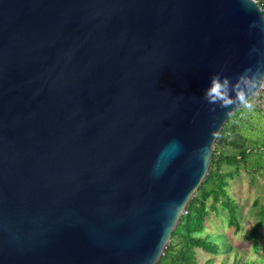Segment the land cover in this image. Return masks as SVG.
I'll use <instances>...</instances> for the list:
<instances>
[{
	"label": "water",
	"instance_id": "water-1",
	"mask_svg": "<svg viewBox=\"0 0 264 264\" xmlns=\"http://www.w3.org/2000/svg\"><path fill=\"white\" fill-rule=\"evenodd\" d=\"M257 67L255 0H0V264H154Z\"/></svg>",
	"mask_w": 264,
	"mask_h": 264
},
{
	"label": "trees",
	"instance_id": "trees-1",
	"mask_svg": "<svg viewBox=\"0 0 264 264\" xmlns=\"http://www.w3.org/2000/svg\"><path fill=\"white\" fill-rule=\"evenodd\" d=\"M255 1L261 9H264V0ZM255 109L264 114V110L258 105ZM243 110L241 107L235 110L222 125L217 135L218 141L214 143L211 151L207 173L187 202L160 257L154 264H198L196 259L198 250L215 254L217 247L214 242L209 240L208 236L201 235V231L204 220L211 211L216 210V204L226 209L227 224L237 228L236 206L231 203L225 190L226 177H232L239 167H245L251 155L259 157L260 153H264V142L250 141L237 124L236 117H239ZM224 167L231 168L224 172L222 171ZM256 167L261 168L262 166L257 165ZM257 168L254 167L255 170ZM252 204L257 207V220L249 227L246 240H250L255 248L260 249L264 244V240H261L264 234L260 232L264 228V198L261 203H258V199H254ZM240 260L242 259H234L231 264H254L253 260ZM209 261L206 259L199 264H207Z\"/></svg>",
	"mask_w": 264,
	"mask_h": 264
},
{
	"label": "rangeland",
	"instance_id": "rangeland-1",
	"mask_svg": "<svg viewBox=\"0 0 264 264\" xmlns=\"http://www.w3.org/2000/svg\"><path fill=\"white\" fill-rule=\"evenodd\" d=\"M262 110V109H261ZM237 124L242 128V133L250 140L264 142V114L259 110L248 111L244 109ZM245 167H239L232 177H226V193L231 203L236 206L235 220L237 228L227 224V213L219 204L216 210L211 211L203 222L201 235L208 236L217 247L215 254L197 251V263L206 259L207 264H231L234 259L241 258L253 260L254 264L264 262V244L260 249L255 248L250 240H246L249 227L257 220V207L253 206L254 199L261 203L264 198V153L260 156L251 155ZM261 165V168H257ZM257 168L256 170L254 169ZM231 167H224L222 171L227 172ZM264 234V228L260 230ZM264 240V237L261 239ZM263 260V261H262Z\"/></svg>",
	"mask_w": 264,
	"mask_h": 264
},
{
	"label": "clouds",
	"instance_id": "clouds-1",
	"mask_svg": "<svg viewBox=\"0 0 264 264\" xmlns=\"http://www.w3.org/2000/svg\"><path fill=\"white\" fill-rule=\"evenodd\" d=\"M264 91V68L257 67L255 70L248 68L240 73L235 81L227 77L220 78L216 75L211 77L210 83L204 92L205 101L215 112L216 106L229 110L232 106L248 111L257 107L261 92Z\"/></svg>",
	"mask_w": 264,
	"mask_h": 264
},
{
	"label": "built area",
	"instance_id": "built-area-1",
	"mask_svg": "<svg viewBox=\"0 0 264 264\" xmlns=\"http://www.w3.org/2000/svg\"><path fill=\"white\" fill-rule=\"evenodd\" d=\"M262 14L264 16V9H262ZM257 105L264 110V91L261 92Z\"/></svg>",
	"mask_w": 264,
	"mask_h": 264
}]
</instances>
